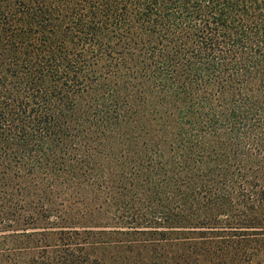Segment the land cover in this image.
<instances>
[{
    "label": "trees",
    "instance_id": "trees-1",
    "mask_svg": "<svg viewBox=\"0 0 264 264\" xmlns=\"http://www.w3.org/2000/svg\"><path fill=\"white\" fill-rule=\"evenodd\" d=\"M0 264H264V0H0Z\"/></svg>",
    "mask_w": 264,
    "mask_h": 264
}]
</instances>
